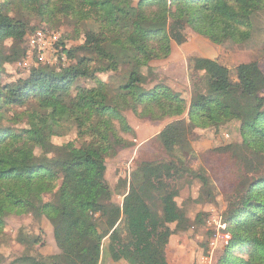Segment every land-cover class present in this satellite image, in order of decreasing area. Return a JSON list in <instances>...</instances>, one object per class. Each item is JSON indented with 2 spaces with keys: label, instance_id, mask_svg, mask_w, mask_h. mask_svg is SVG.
Returning <instances> with one entry per match:
<instances>
[{
  "label": "trees",
  "instance_id": "trees-1",
  "mask_svg": "<svg viewBox=\"0 0 264 264\" xmlns=\"http://www.w3.org/2000/svg\"><path fill=\"white\" fill-rule=\"evenodd\" d=\"M79 1L88 6L98 27L85 34L80 47L63 49L68 59L76 58L75 64L60 70L33 67L27 78L0 84V105L22 106L34 100L45 111L41 123L18 134L0 130V233L7 215L33 210L51 223L59 254L8 261L0 252V264H99L104 242L114 262L167 264L157 241L159 222L150 197L161 184L159 178L172 172V163H146L139 181L129 183L123 192L121 205L111 202L105 159L130 144L119 136V128L132 132L122 112L131 109L152 120L173 119L159 132L167 153L177 145L181 117L186 115L197 129L238 121L241 143L264 155V73L256 60L236 64L232 79L220 60L190 58L191 70L201 75H194L189 102L166 85L143 90L145 76L140 71L150 61L166 58L173 42L184 43L186 27L215 45L246 41L250 18L264 10V0H139L136 7L128 0ZM26 34L27 24L9 16L0 2V43L13 42L8 53L0 51V74L4 64L22 55L19 44ZM78 51L92 59L75 57ZM121 67L126 78L115 89L100 81L72 92L78 78ZM67 124L82 143L58 156L61 181L53 192L58 176L50 169L52 144L43 132ZM201 180L209 187L205 177ZM45 193L52 194L51 200H43ZM225 222L230 240L221 263L264 264V175L231 204ZM239 249L246 250L244 258L235 256Z\"/></svg>",
  "mask_w": 264,
  "mask_h": 264
},
{
  "label": "rangeland",
  "instance_id": "rangeland-1",
  "mask_svg": "<svg viewBox=\"0 0 264 264\" xmlns=\"http://www.w3.org/2000/svg\"><path fill=\"white\" fill-rule=\"evenodd\" d=\"M138 1L128 0L131 7H136ZM0 2L9 16L27 24V34L19 44L22 55L15 62L4 64L5 70L0 74L1 85L27 78L33 67L47 66L60 70L74 65L76 58L68 59L63 49L80 47L85 34L96 31L98 27L95 16L88 12V6L79 0ZM250 19V37L240 43L215 45L186 27L184 43L173 42L166 58L152 60L148 66L140 68L145 76L142 89L149 91L154 86L166 85L189 102L194 75H201L191 70L189 59L197 56L217 57L220 63L228 66L231 78L235 79L236 64L249 59L254 61V56L264 54V10L255 12ZM12 45L11 40L0 43V51L8 53ZM105 47L116 51V47L109 44ZM82 56L92 59L85 52L75 53V57ZM125 78L123 67L116 72H97L93 78H78L72 92L78 87H94L100 81L115 89ZM122 114L132 132L119 128V136L130 144L117 148L114 155L105 159V179L112 192L111 202L121 205L123 192L129 183L139 181L146 163H172V172L159 178L158 183L161 184L156 185L153 197H150L159 222L157 241L167 264H222L221 259L230 240L225 222L227 209L257 177L264 175V155L254 153L241 143L239 122L235 120L217 127L197 129L184 115L181 117L178 143L167 153L160 143L159 132L173 119L152 120L131 109L124 110ZM42 115L45 111L34 100L22 106L1 104L0 130L10 129L18 134L32 123H41ZM43 135L52 144L50 169L58 176L53 186L55 192L61 181L58 156L79 147L82 139L71 124L66 127L53 125ZM35 154H40L38 148H35ZM201 177L209 181V187L203 186ZM42 198L49 201L52 194L45 193ZM4 221L0 252L8 261L23 255L59 254L53 227L45 216L29 210L20 215L9 214ZM245 255L244 249L235 252V256L244 258ZM99 264L126 262L112 261L104 242Z\"/></svg>",
  "mask_w": 264,
  "mask_h": 264
},
{
  "label": "crops",
  "instance_id": "crops-1",
  "mask_svg": "<svg viewBox=\"0 0 264 264\" xmlns=\"http://www.w3.org/2000/svg\"><path fill=\"white\" fill-rule=\"evenodd\" d=\"M217 58V57H216ZM215 57H212V59H216ZM256 58V59H253ZM252 60H256L258 62L259 67L261 68L262 72L264 73V54L261 56H254ZM251 61V59L247 60ZM247 61H242V62H247ZM241 63V62H239Z\"/></svg>",
  "mask_w": 264,
  "mask_h": 264
}]
</instances>
